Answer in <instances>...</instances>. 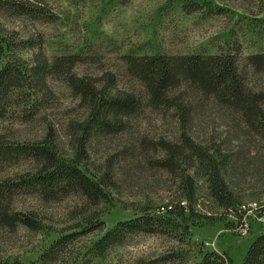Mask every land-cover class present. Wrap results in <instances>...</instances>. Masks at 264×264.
<instances>
[{
	"label": "rangeland",
	"instance_id": "374dc122",
	"mask_svg": "<svg viewBox=\"0 0 264 264\" xmlns=\"http://www.w3.org/2000/svg\"><path fill=\"white\" fill-rule=\"evenodd\" d=\"M35 3L49 21L0 18L14 51L9 52L30 68L38 50L47 56L79 55L84 63L75 73L93 79L116 77L117 89L134 93L144 108L124 119L125 130L114 135L84 138L79 126L88 111L74 96L65 79L50 78L53 98L15 109L0 120V134L13 144L51 143L67 159H80L84 169L104 185L107 200L91 204L81 195L58 202L20 195L15 211L40 224L0 226V260L36 261L61 235L82 225L105 222V231H94L70 245L62 262L89 263L92 247L119 222L165 214L168 205L187 202V220L181 229L162 235H133L97 264H199L210 252L227 253L233 264H243L251 244L264 233L253 213L248 227L212 199L206 180L195 169L177 163V172L162 167L167 153L162 144L181 147L187 135L197 145L227 159L225 178L240 206L257 203L264 211V137L252 132L234 110L222 107L189 84L170 96L174 108L149 106L146 90L129 77L123 60L128 55L235 54L253 89H264V72L244 64V57L264 54V0H16ZM20 43V44H19ZM26 43L37 48H26ZM15 45V44H13ZM28 45V44H27ZM188 112V118L181 115ZM35 169L32 162L0 165V179H11ZM176 174V175H175ZM195 180V199L188 201L186 177ZM197 217H190V209ZM238 207V208H239ZM161 211V212H160ZM209 217V218H200ZM244 227L241 236L238 228ZM187 230V233L184 230ZM81 230H77L79 232Z\"/></svg>",
	"mask_w": 264,
	"mask_h": 264
},
{
	"label": "trees",
	"instance_id": "16d2710c",
	"mask_svg": "<svg viewBox=\"0 0 264 264\" xmlns=\"http://www.w3.org/2000/svg\"><path fill=\"white\" fill-rule=\"evenodd\" d=\"M2 17L50 20L42 7L16 0H0ZM12 46L16 47L17 43L7 39L5 26L0 19V120L6 119L15 109H25L37 98L39 102L48 104L53 98L48 82L52 77L65 79L74 96L86 106L88 115L79 126L84 138L118 134L125 130L124 119L138 115L144 108L142 98L134 93L116 90L117 80L114 76L105 75L98 79L78 76L74 70L78 64L85 62L82 56L51 58L38 50L32 66L26 68L21 60L14 57L10 59L9 52L14 51ZM25 46L37 48L29 43ZM123 60L129 77L146 90L150 107L174 108L176 102L173 103L170 94L183 84H189L202 94L214 98L222 107L237 112L252 132L264 137V89L257 90L249 86L240 68L242 59L238 53L128 55ZM243 61L246 68L251 67L256 73L264 72V54L249 55ZM181 115L186 119L189 114L183 111ZM162 147L168 156L162 162V167L177 172V163L180 162L187 169H195L197 175L206 180L210 196L226 211L227 217L232 216L242 222L237 199L225 178V157L206 151L187 135L181 137V147L166 143ZM24 162L34 163L35 169L15 178L0 179L1 227L13 229L24 225L32 230L40 229L36 220L15 211L13 204L20 195L37 196L45 202H58L72 195H81L93 205L107 200L103 183L84 169L80 159L61 157L48 142L41 145L13 144L0 134V165ZM186 180L185 185L189 188L186 198L191 202L196 195L193 190L195 180L190 175ZM189 209L191 218L198 216L194 209ZM162 211L166 213L151 215L152 209H143L140 217L119 222L107 230L94 243L92 259L87 264L105 260L115 247L123 246L133 235H165L177 227L181 229L180 222L187 220L186 208L181 203L177 206L168 205ZM90 224L85 229H80L82 225H79L63 233L36 261L29 264H67L62 260L70 245L86 234L106 230L103 221ZM184 232L187 233V230ZM0 264L25 263L0 260ZM199 264H233V260L227 253L210 252L204 255ZM243 264H264V233L251 244Z\"/></svg>",
	"mask_w": 264,
	"mask_h": 264
},
{
	"label": "built area",
	"instance_id": "2783aa9c",
	"mask_svg": "<svg viewBox=\"0 0 264 264\" xmlns=\"http://www.w3.org/2000/svg\"><path fill=\"white\" fill-rule=\"evenodd\" d=\"M182 207H186L187 206V202H182L181 203ZM169 209H171V207H169ZM239 213L243 216V220L242 223H245V226L248 227L247 221L251 218L250 215H252L253 213H257V216L255 217V219L264 225V211H262V209H260L257 205V203H251L248 205H242L238 208ZM246 229H244V227L242 228H238V232L239 234L242 236L245 233Z\"/></svg>",
	"mask_w": 264,
	"mask_h": 264
}]
</instances>
